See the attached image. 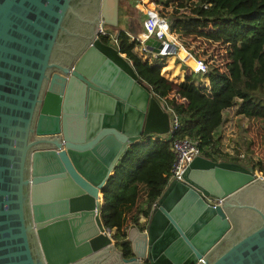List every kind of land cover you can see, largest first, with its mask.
I'll return each mask as SVG.
<instances>
[{
  "label": "water",
  "instance_id": "obj_1",
  "mask_svg": "<svg viewBox=\"0 0 264 264\" xmlns=\"http://www.w3.org/2000/svg\"><path fill=\"white\" fill-rule=\"evenodd\" d=\"M119 22V0H0V264H264V175L238 160L196 155L145 229L129 225L130 255L103 225L101 188L122 153L170 131L99 36Z\"/></svg>",
  "mask_w": 264,
  "mask_h": 264
},
{
  "label": "trees",
  "instance_id": "obj_2",
  "mask_svg": "<svg viewBox=\"0 0 264 264\" xmlns=\"http://www.w3.org/2000/svg\"><path fill=\"white\" fill-rule=\"evenodd\" d=\"M152 1L167 20L171 32H198L224 38L230 43L229 60L224 64L205 60V72L187 73L179 82H172L161 73L167 56L154 57L150 51L141 50V43L131 39L128 28L116 27V43L108 34H99L104 42L125 54L154 96L180 120L170 135L147 134L129 144L101 188L104 199L101 220L104 226L115 228V243L121 245L125 255L131 254V248L118 202L135 204L140 180L147 186L142 214L149 217L156 199L169 182L174 159L172 139L192 135L198 139L204 156L237 161V155L228 157L220 151L217 129L225 120L224 112L233 108L234 114L243 118L264 116V0ZM128 3L125 0L121 10L124 17L129 14ZM138 29L147 31L142 20ZM186 60L195 66L192 56ZM245 161L256 166L251 155ZM138 219V214L132 217L133 223L142 229Z\"/></svg>",
  "mask_w": 264,
  "mask_h": 264
},
{
  "label": "rangeland",
  "instance_id": "obj_3",
  "mask_svg": "<svg viewBox=\"0 0 264 264\" xmlns=\"http://www.w3.org/2000/svg\"><path fill=\"white\" fill-rule=\"evenodd\" d=\"M151 4L157 11V4L152 0ZM122 8V7H121ZM147 3L142 2V0H129L127 4L128 13L121 15L119 22V27L128 28V33L130 35L140 33L139 20L143 21L145 28L151 32L150 37H156L161 40L164 35L168 38L161 30L157 28L156 25H149L146 23L147 13H148ZM122 10V9H121ZM145 15L144 18L140 15ZM131 18V19H130ZM112 32L116 30L114 27L107 26ZM134 29V30H131ZM136 33V34H137ZM172 37L181 43L183 48L196 59L207 60V62H213L214 60L218 63L224 64L229 60V49L230 43L226 42L224 38H213L206 34L198 32H184L177 31L171 32ZM159 37V38H158ZM165 63L162 65L161 73L172 82H179L181 77L187 73H197L193 71L187 60L182 58L179 54L168 53ZM221 64V65H222ZM197 76V74H194ZM229 112L226 113V119L228 120L229 115H233V108L228 109ZM246 126H245V125ZM218 132V131H217ZM219 145L221 146V152L223 154L238 155L240 152L244 154V157L240 161L246 163V159L249 155L256 162L255 169L257 173L264 175V116H255L249 122H243L238 119L226 125L221 131ZM156 135V133H151ZM169 133L158 134L159 136H167ZM241 134V135H240ZM241 136V137H240ZM138 198L133 207H121L124 220L122 219V225L125 221L126 224L123 225L125 231H127L130 224L133 223L132 217L138 214L139 222L143 220L142 209L146 206L145 202V188L142 181L138 180ZM148 219V217H147ZM112 235L114 240H116L115 228H113Z\"/></svg>",
  "mask_w": 264,
  "mask_h": 264
},
{
  "label": "built area",
  "instance_id": "obj_4",
  "mask_svg": "<svg viewBox=\"0 0 264 264\" xmlns=\"http://www.w3.org/2000/svg\"><path fill=\"white\" fill-rule=\"evenodd\" d=\"M157 13H159L158 10H157ZM147 18H149V14L148 13H147ZM162 19L164 20V22L168 26L167 20L165 18H163V17H162ZM157 28L159 30H161L158 26H157ZM168 29H169V26H168ZM169 31H170V29H169ZM100 33L101 34H108L115 43L118 41L117 40V34L115 32L109 31L103 25H101L100 28H99V34ZM136 33L132 34V35L129 34L131 39L139 40V42L141 43V50L150 51L152 56L156 57L158 55H165V54H168V53H175V52H173V50L171 49V47L169 45L168 38H165L164 35L161 37V40H160L162 42V44H163V47L159 48L157 51H154V50H150L149 48H147V46L145 44V40L150 37L151 32L147 30V31H140V33H137V34ZM166 56H168V55H166ZM193 58L195 60L196 66H194L191 63H189L190 66L192 67L191 69L193 71H195V72H205L207 70V62L205 60L196 59L194 56H193ZM167 111L169 112V116H170V131H169V135H170L171 132L175 128H177L179 126L180 120H179L177 114L173 110L168 109ZM171 148H172V151H173V154H174V159H173V163H172V166H171V169H170L169 180H171L173 178H182L181 174H182V171L184 170V168L186 167V165L196 155L202 154L201 150H200V147L198 145V139L196 137L192 136V135H187V136H185L183 138H174V139H172ZM235 156H236V154L235 155H233L232 153L228 154V157H235ZM237 156L239 158L238 161H240V159H242L244 157V154H242V152H240ZM142 183L144 185L145 192H147L146 184L144 182H142ZM212 201L217 202V200H214V199H212ZM142 218H143V220L141 222H139V224H140V226L143 227L142 229H145V226L147 224L148 219L144 215H143Z\"/></svg>",
  "mask_w": 264,
  "mask_h": 264
},
{
  "label": "bare ground",
  "instance_id": "obj_5",
  "mask_svg": "<svg viewBox=\"0 0 264 264\" xmlns=\"http://www.w3.org/2000/svg\"><path fill=\"white\" fill-rule=\"evenodd\" d=\"M142 2L147 3V6H148L147 9H148L149 18H148V20H146V23L149 25H152V26L153 25L158 26L161 29V31L167 35L168 40H169L168 41L169 45H170L171 49L173 50V52H175L176 54H179L185 60L187 59L188 56H192L185 50V48H183L181 43H179L178 41H176L172 37V34L170 33L167 24L164 22V20L159 15V13H157L155 8L151 7V5H152L151 1L150 0H142ZM195 66H196V64H195Z\"/></svg>",
  "mask_w": 264,
  "mask_h": 264
},
{
  "label": "crops",
  "instance_id": "obj_6",
  "mask_svg": "<svg viewBox=\"0 0 264 264\" xmlns=\"http://www.w3.org/2000/svg\"><path fill=\"white\" fill-rule=\"evenodd\" d=\"M151 7L153 8V6L151 5ZM183 79V76L181 77V79L180 80H182ZM179 80V81H180ZM227 112H229L228 111V109L224 112V115H225V120H224V122H223V124L220 126V127H218V129H217V133H220L221 134V130L227 125L228 126V124H230L231 122H232V120L233 121H236V120H238V119H240V120H242L243 122H249L251 119H253V117H255V116H249V117H242V116H240V115H235L234 114V112H233V115L231 114V115H229V119L227 120L226 119V113ZM245 125V124H244ZM246 126V125H245ZM241 135V134H240ZM241 137V136H240ZM139 183V182H138ZM127 206H134V205H132V204H129V203H127V202H124V201H120V202H118V208L121 210V207H127ZM124 217L125 216H123V220H124ZM124 224H126V222L124 221L123 222V225Z\"/></svg>",
  "mask_w": 264,
  "mask_h": 264
},
{
  "label": "flooded vegetation",
  "instance_id": "obj_7",
  "mask_svg": "<svg viewBox=\"0 0 264 264\" xmlns=\"http://www.w3.org/2000/svg\"><path fill=\"white\" fill-rule=\"evenodd\" d=\"M125 3V0H119V21L121 19V7H123V4ZM117 246L120 248V244H117Z\"/></svg>",
  "mask_w": 264,
  "mask_h": 264
}]
</instances>
